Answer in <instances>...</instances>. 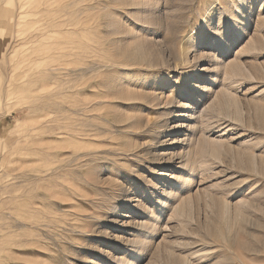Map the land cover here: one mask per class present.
<instances>
[{
    "label": "rangeland",
    "instance_id": "1",
    "mask_svg": "<svg viewBox=\"0 0 264 264\" xmlns=\"http://www.w3.org/2000/svg\"><path fill=\"white\" fill-rule=\"evenodd\" d=\"M35 1L0 0V264H264V0Z\"/></svg>",
    "mask_w": 264,
    "mask_h": 264
},
{
    "label": "bare ground",
    "instance_id": "2",
    "mask_svg": "<svg viewBox=\"0 0 264 264\" xmlns=\"http://www.w3.org/2000/svg\"><path fill=\"white\" fill-rule=\"evenodd\" d=\"M32 3H36V1L35 0H33V2ZM29 4H30V0H29ZM39 12H41V11H39ZM32 14V13H31ZM36 14H38V12L36 13ZM45 29V27H43V28H38V29H36L35 30V32L37 33L36 35H44V30ZM36 43V42H35ZM40 44V43H39ZM37 45H38V43H37ZM94 68V65H90L89 67H88V69L87 70H90V69H93ZM7 86H9V87H11L12 86V83H11V81H9V80H7ZM49 86V84L48 83H42V84H39V85H32V88L30 89V91H29V93H34V94H37V100L35 101V107H33V111H35V113H36V117L38 118V117H43L42 115H45L46 116V114L43 112L44 110H47V111H49V108L48 107H50L49 106V104H48V102H46V101H43V99H45V98H48V94H44V92L45 91H47L48 89H47V87ZM84 111H85V115L87 114V113H89V112H91L92 110L91 109H94V106H96V104L97 103H93V105L91 106V107H89V105H88V102L87 101H84ZM82 107V106H81ZM91 108V109H90ZM41 110V111H40ZM49 113V112H48ZM45 121H43V119H41L38 123V126L36 127V129L37 130H40V127H42L43 126V123H44ZM81 128V127H80ZM74 130V129H73ZM80 131V130H79ZM85 132V131H84Z\"/></svg>",
    "mask_w": 264,
    "mask_h": 264
}]
</instances>
